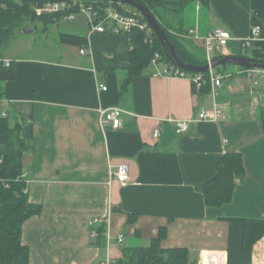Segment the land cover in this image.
<instances>
[{
  "label": "crops",
  "instance_id": "0c3cea01",
  "mask_svg": "<svg viewBox=\"0 0 264 264\" xmlns=\"http://www.w3.org/2000/svg\"><path fill=\"white\" fill-rule=\"evenodd\" d=\"M65 20L70 23L60 33L86 38L85 46L59 42L57 59L4 55L15 75L1 82L0 116L20 124V134L32 127L22 178L28 200L41 206L21 227L27 264H122L124 250L149 247L161 228L160 248L187 251L189 264L202 257V264L210 257L264 264V235L244 249L237 220L264 219V71L212 68L220 83L210 82L207 90L189 78L155 76L150 65L127 80L126 34L91 30L82 13ZM177 24L185 33L195 30L198 38H185L207 61L264 59V0H190ZM254 27L257 39L244 46ZM215 28L232 38L208 52L202 38ZM111 107L123 110L117 129L99 113ZM202 110H219L220 117L199 120ZM181 119L193 121L177 133L172 120ZM232 152L244 166L234 177L232 199L207 205L200 186ZM121 163L129 166L125 184L109 175ZM93 218L101 221L90 224Z\"/></svg>",
  "mask_w": 264,
  "mask_h": 264
},
{
  "label": "trees",
  "instance_id": "16d2710c",
  "mask_svg": "<svg viewBox=\"0 0 264 264\" xmlns=\"http://www.w3.org/2000/svg\"><path fill=\"white\" fill-rule=\"evenodd\" d=\"M50 1L59 0H0V98L3 96L1 82L11 80L15 75L14 62L10 61L8 65L4 62V48L17 34L23 33L21 30L27 27L35 29L37 23H40L42 26L40 30L47 31L51 25L60 21L63 15L69 12L66 10L37 15L34 8ZM75 1L92 7L102 15L107 8H112L123 14H135L145 20L136 9L120 1ZM189 1L141 0L164 30L179 59L186 64L199 66L207 63L203 49L180 36L185 32L177 24L183 7ZM201 1L206 3L208 0ZM78 9L73 8L76 13ZM150 32L152 41H149L145 32L138 28L124 33L130 47L129 60L124 64L128 74L127 80L147 68L155 52L161 55L163 62L168 65L173 64L167 54L168 48L161 45L152 30ZM59 42L83 47L87 40L79 35L60 33ZM219 67L220 65L216 66V68ZM200 74L202 75L201 88L207 90L210 86L209 70ZM21 129L20 124L10 125L8 118L0 116V264H27L28 248L21 242V227L26 219L41 211V206L34 205L28 200L25 190L26 182L22 178L21 157L30 147L32 127L29 124L23 134H20ZM243 171V161L239 153L232 152L224 155L217 162L214 178L200 186L206 204L217 207L229 202L235 187L234 177L242 174ZM237 220L243 224V248L249 250L252 243L264 235V219ZM163 235L164 228H161L159 235L151 240L149 247L124 250L127 259L120 262H123L122 264H189L187 251L160 248L159 242Z\"/></svg>",
  "mask_w": 264,
  "mask_h": 264
},
{
  "label": "built area",
  "instance_id": "2783aa9c",
  "mask_svg": "<svg viewBox=\"0 0 264 264\" xmlns=\"http://www.w3.org/2000/svg\"><path fill=\"white\" fill-rule=\"evenodd\" d=\"M79 8L77 13H82L86 16L89 27L91 30L99 32H114V33H128L133 28H138L145 32V35L148 37L149 41H152L151 38V28L149 27L146 20L138 17L135 14H123L112 8H107L105 14H99L98 11L93 10L92 7L85 6L81 3H77L75 0L72 2L66 0L59 1H50L44 3L42 6L35 7V12L37 15L46 14V13H55L69 10L68 13L63 15L62 19H72L75 14H77L73 8ZM185 36H192L198 38L195 30L189 29ZM259 35V27H254L251 31L249 38L245 39L243 42L244 46H248L252 41L256 40ZM232 38V35L229 31L223 28H215L209 31L202 39L206 48V51H211L215 45L224 46ZM80 53H86V49H80ZM161 55L158 52H155L151 61L150 66L153 68L152 74L155 76H164V77H185L189 78L194 86L199 89L202 86V75L200 73L190 74L186 70L181 69L176 65H168L162 61ZM210 61V60H209ZM255 69V68H251ZM261 71H264L260 69ZM210 82L213 85H218L220 83V76H215L212 72V69H209ZM104 90L105 86H101ZM123 110L119 107H111L108 109L99 110L101 119L105 123L111 124L115 129L121 126V114ZM220 117V111L215 110L213 112L202 110L199 112L197 119L199 120H217ZM176 127L177 133H184L188 129V124L193 121V119H181V120H172ZM159 133V129H155L153 135L156 137ZM110 177H114L119 180L122 184H125L129 179V166L126 163H121L116 166H113L109 170ZM109 220L108 218L106 219ZM101 221L99 218H93L89 220V223ZM92 236H96V232L92 231ZM118 241L121 242L123 235L120 234L117 237Z\"/></svg>",
  "mask_w": 264,
  "mask_h": 264
},
{
  "label": "water",
  "instance_id": "95a60500",
  "mask_svg": "<svg viewBox=\"0 0 264 264\" xmlns=\"http://www.w3.org/2000/svg\"><path fill=\"white\" fill-rule=\"evenodd\" d=\"M109 1H120L122 3L128 4L132 6L134 9H136L146 20L151 30L155 33L157 36L159 42L163 47H167V54L169 56L170 61L180 67L183 70L193 72V73H201L206 72L210 68H214L219 65H226L230 64L233 66H237L240 68H257L264 70V59H256L244 55H225V56H219L212 58L210 61H207L204 65L195 66L192 64H186L182 62L179 57L176 55L173 46L169 42L164 30L158 23V21L155 19V17L152 15V13L149 11V9L141 2V0H109ZM32 28L27 27L21 32L25 33L28 31H31Z\"/></svg>",
  "mask_w": 264,
  "mask_h": 264
},
{
  "label": "rangeland",
  "instance_id": "374dc122",
  "mask_svg": "<svg viewBox=\"0 0 264 264\" xmlns=\"http://www.w3.org/2000/svg\"><path fill=\"white\" fill-rule=\"evenodd\" d=\"M69 23L70 21L64 20L58 25H52L49 32L40 30L42 26L40 23H37L35 29L21 33L14 41H11L3 55L57 59L59 58L60 51L63 49L58 41V35L60 32L67 30ZM180 36L186 37L184 34ZM73 51L74 49L72 52ZM225 66H227L228 69L237 68V66L230 64H226ZM202 258L194 264H202Z\"/></svg>",
  "mask_w": 264,
  "mask_h": 264
},
{
  "label": "bare ground",
  "instance_id": "6f19581e",
  "mask_svg": "<svg viewBox=\"0 0 264 264\" xmlns=\"http://www.w3.org/2000/svg\"><path fill=\"white\" fill-rule=\"evenodd\" d=\"M207 264H222V260L221 258H218V257H210L208 259Z\"/></svg>",
  "mask_w": 264,
  "mask_h": 264
}]
</instances>
